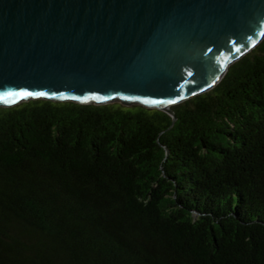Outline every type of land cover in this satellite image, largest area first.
<instances>
[{"label":"trees","instance_id":"16d2710c","mask_svg":"<svg viewBox=\"0 0 264 264\" xmlns=\"http://www.w3.org/2000/svg\"><path fill=\"white\" fill-rule=\"evenodd\" d=\"M171 109L0 106V264H264V38Z\"/></svg>","mask_w":264,"mask_h":264},{"label":"water","instance_id":"95a60500","mask_svg":"<svg viewBox=\"0 0 264 264\" xmlns=\"http://www.w3.org/2000/svg\"><path fill=\"white\" fill-rule=\"evenodd\" d=\"M263 38L264 0H0V106L118 101L174 122Z\"/></svg>","mask_w":264,"mask_h":264},{"label":"snow or ice","instance_id":"6c2138e0","mask_svg":"<svg viewBox=\"0 0 264 264\" xmlns=\"http://www.w3.org/2000/svg\"><path fill=\"white\" fill-rule=\"evenodd\" d=\"M33 93H25V95H32ZM37 95H43V93H37Z\"/></svg>","mask_w":264,"mask_h":264},{"label":"rangeland","instance_id":"374dc122","mask_svg":"<svg viewBox=\"0 0 264 264\" xmlns=\"http://www.w3.org/2000/svg\"><path fill=\"white\" fill-rule=\"evenodd\" d=\"M113 102H118V101H113Z\"/></svg>","mask_w":264,"mask_h":264}]
</instances>
